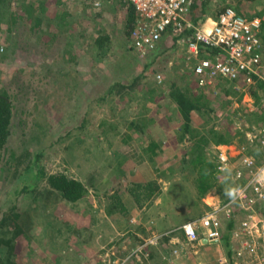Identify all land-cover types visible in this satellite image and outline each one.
<instances>
[{
	"label": "rangeland",
	"instance_id": "1",
	"mask_svg": "<svg viewBox=\"0 0 264 264\" xmlns=\"http://www.w3.org/2000/svg\"><path fill=\"white\" fill-rule=\"evenodd\" d=\"M62 1V7L66 4L70 12L68 17L73 20V26L64 32L55 30L52 43L46 45L34 37L28 39L35 33L29 35L25 15L19 17L21 21L17 22L15 33H0V87L8 90L18 107L8 142L15 158L8 159V164L3 161L4 171L0 172V207L7 208L13 202L7 191L11 188L8 176L14 159L21 158V151L41 152L47 173L62 172L74 177L84 184L87 192L75 203L43 194L47 201L39 202L44 207L33 215L35 227H39L36 246L30 250L22 242L20 250L27 264H135V250H141L149 237L173 229L185 219H196L199 212L209 213V207L216 209L230 195V192L223 194L224 186L217 183L197 198L196 170L180 171V150L185 149L189 139L177 141L181 117L167 96L170 83L203 92L215 111L213 123L217 128H222L228 120L231 122L229 129L236 134L233 141L216 146L209 144L205 149L212 162L213 156L223 151L234 156L225 165L229 172L240 162L237 150L243 135L253 132L256 123L264 121V114L254 112L260 100L248 92L229 93L227 88L231 85L226 79L200 85L192 70L194 59L188 58L190 54L181 37L164 35L156 50L137 52L127 34L126 0H100L98 8L85 4L78 7L76 0ZM195 1L199 7L193 9L194 14H202L198 20L214 16L223 6H228L246 17L262 11L263 16H258L262 26L264 0ZM11 7V11L20 14L15 1ZM97 27L109 39L108 47L101 51L91 43ZM261 30L264 33V25ZM66 41L72 42L69 47L72 56L65 53L63 58L60 48ZM56 64L61 66L62 73L50 78L48 66L53 70ZM116 83L129 88H125L129 92L125 91L122 99L109 92ZM147 120L150 121L147 129L137 133L135 122ZM200 122L199 117H194L192 125L197 127ZM172 139L178 143L173 150ZM151 141H158L160 145L154 149L152 161L143 152ZM8 157L6 154L5 158ZM118 160L122 175L115 167ZM179 175L184 179L181 186L171 188L170 181L179 179ZM150 180L157 183L160 192L138 208L134 183ZM41 185L49 189L46 182ZM15 200L22 206V194ZM43 209L46 213H41ZM242 216H235V226ZM221 217L223 232L230 237L233 227L228 228V219ZM139 227L145 231L150 229L149 236L142 239ZM260 243L253 256L233 250L231 264H264V242Z\"/></svg>",
	"mask_w": 264,
	"mask_h": 264
},
{
	"label": "trees",
	"instance_id": "2",
	"mask_svg": "<svg viewBox=\"0 0 264 264\" xmlns=\"http://www.w3.org/2000/svg\"><path fill=\"white\" fill-rule=\"evenodd\" d=\"M13 1L17 3V8L21 9L19 11L20 14L15 12V10L11 11V3ZM95 1L96 0H76L75 2L78 7H84L85 4L92 8H98L99 5H95ZM246 1L251 2L253 0ZM62 2V0H0V33H15L17 22L19 23L21 21L19 17L25 15L24 24H27V26L25 27L28 29L30 33L29 35H31L32 32L35 33L33 36L28 37V39L34 37V39H39L44 44L48 45L49 42L52 43L56 38V33L52 34L55 30L64 32L65 29H72L73 26L71 25L73 20H69L68 17V14H70V12L68 11L67 6L65 7L66 4L62 7ZM126 3L128 5V10L126 12V26L129 27L127 34L131 39V31L134 26L133 24H135L137 14L134 10V7L130 3H128L127 0ZM68 7H70V3L68 4ZM197 7H199V5H197V1L192 0L190 12H193V21L195 23H200L201 20H198V18L202 14H194L193 10ZM227 7L228 6H223L212 17H216ZM251 15L261 17L263 16V12L256 11L251 13ZM263 25L264 19L262 20L261 27H263ZM98 27L95 31L96 37H93L91 43L94 44L97 50L101 51L108 47L107 42L109 39L105 33H102L101 29H98ZM71 34H73V31H71ZM187 34L188 33H186L184 36H186ZM259 35L264 38V33H262V30L260 31ZM7 37L8 35H6V39ZM177 37L178 36H174V38ZM69 47H72L71 41H66L63 47L60 48V51L63 49V58L65 53L72 56V53L70 52L72 48L69 49ZM200 47L204 48V46L202 45ZM213 51L214 50H212L211 48L205 49V53L208 55L210 54V52L213 53ZM42 64L40 65L41 67ZM53 65L54 64L50 65V67H52ZM56 66L57 67L53 70H49L51 68L48 66V75H51L50 78L55 77L56 74L61 75V66L59 64H56ZM262 83V81L255 79V82L247 88L248 93L254 98L259 99V97L257 96V91L262 87ZM133 85H130L131 88L133 87ZM125 88H127V85L116 83L111 86L109 92L116 94L118 98L122 99L124 97V92L126 91ZM227 89H229L230 91H228ZM227 89L226 91H228L229 93L235 92L231 90V87H228ZM167 96L170 100L173 101L181 117V124L178 126L177 137L179 138H177V141H183L185 137L189 139V143L188 145H186L185 149L180 150V153L182 155L180 171H188L192 173V170H196L195 181L196 189L198 192L197 198L205 195L209 190L215 188L217 183L223 185V194L226 195L227 192H230V195L227 194V196L223 198L219 204V206L223 205L232 197L235 183L234 180L229 176V173L227 171L218 169L217 155H212L213 157H215L213 158L212 162L209 160L210 157L209 155L207 156L205 149L209 144H213L216 146L231 143L233 141L232 137L234 138L236 134L229 129L232 126L231 122L228 120L227 123L221 126L222 128H217L213 123L216 118V116L214 115L215 111L210 106L208 99L205 97L203 92L196 93V91L194 92L190 86H180L176 82H171L168 86ZM17 109L18 107H16L13 103L12 95L8 92V90L0 87V172L4 171L3 164H8V159H12L14 157L15 151L8 146V142L12 131L13 119L16 112H18ZM192 112H194V114H192ZM254 112L264 114V112L261 110L260 105L256 109H254ZM259 114L257 113V116ZM194 117H199L201 121L199 123V126L197 127L192 125V120ZM148 120L145 122H135V131L137 133H143L147 129V124L150 121L151 124L154 123V119H151L150 121ZM158 124H160V122ZM256 125L258 127H262L264 126V121L262 123L257 122ZM241 138L242 136L239 139ZM242 139L240 140L242 142V145H240V147H244L247 152H250L256 157L262 155V151L260 150V142H257L255 140L253 143H249L244 135ZM177 144L178 143H176V140L172 139L171 150H173V148H177ZM252 146L254 147L250 151ZM158 147H160L158 141H151L143 148V152H145L148 158L152 161L151 155L155 153L154 149ZM21 152V158H18L17 160L14 159L12 172L8 176L11 183V188L8 189L7 195L13 202L11 203V206L7 208L0 207V264H27L25 255H21L20 250L23 248L22 242H26L30 247V250L36 246V242L39 238V231H37L39 227H35L36 223L34 222L35 219L33 218V215L36 211L40 212L39 210L41 209V207H44V205H39V202H41L42 200L47 201V198H44L43 196L44 193H47V195H49L48 197H58L70 203H75L76 201L83 199L87 192V188L84 186V184L76 180L74 177H69L67 174L62 172L47 173L44 170V163L41 162V152H37L36 154H33L30 151ZM6 154H9V157L7 159L5 158ZM239 157L241 156L239 155ZM140 160L142 159L140 158L138 161ZM236 160H238V158ZM35 164H38V167H36ZM115 164V167L120 171L119 174L122 175L124 172L120 167V161L118 160V163L116 162ZM33 166L37 169H32ZM164 175L166 174L164 173ZM5 177L6 175H4L3 178ZM167 177L171 178V175L167 174ZM182 179V176H180V178L177 180H171V188H179L181 186ZM44 182L48 184L49 189L42 187L41 183ZM134 184L135 204L138 208L142 206L143 202L147 200L152 201V199H154L160 192L158 191L159 188L157 187V183L154 180L146 181L145 183L135 182ZM40 186L44 191L40 189ZM19 194H22V206L17 205V203L14 202L16 201L15 197L19 196ZM4 203L5 202H3V204ZM29 210L33 212H30ZM209 210L212 211V208L209 207ZM41 213H46L45 209L41 210ZM238 214H242V212L234 211L229 220H227L228 228L231 229L233 227L232 230L234 229L236 222L235 216ZM199 215H202L201 212L197 213L198 217H200ZM190 220L185 219L182 222L180 221L179 223H176L175 226L178 225L177 227H174L168 232L163 231L159 234L160 239L164 242V240L167 239L170 235L183 236L178 227L182 223ZM139 232L143 233L144 237L149 236L148 231H145L144 229H142V227H139ZM226 235L228 234H225V236ZM222 236L224 235H222L221 233V238ZM145 246L147 247V245ZM146 247H144V249ZM145 251H147V248ZM131 257L133 258V256ZM33 263L38 264L35 262Z\"/></svg>",
	"mask_w": 264,
	"mask_h": 264
},
{
	"label": "built area",
	"instance_id": "3",
	"mask_svg": "<svg viewBox=\"0 0 264 264\" xmlns=\"http://www.w3.org/2000/svg\"><path fill=\"white\" fill-rule=\"evenodd\" d=\"M127 2L137 14L130 39L137 52L156 50L164 35L181 37L187 45L188 58L194 59L192 70L200 85H211L222 78L229 81L233 91L243 93L255 79L260 80L263 83L257 94L264 112V40L259 37L258 16L246 17L227 7L216 17L195 23L190 16L192 0ZM100 4V0L95 1V5ZM209 48L214 51L208 55L205 49ZM245 137L249 143L260 142L262 155L256 157L240 147V162L229 172L225 165L234 156L226 151L218 154V169L227 171L235 183L232 197L209 213L182 223L178 229L187 242H220L221 216L229 220L234 211L243 215L231 231L238 245L233 249L235 253L256 255L259 242H264V126L254 127ZM159 239L160 235H155L143 245L155 244Z\"/></svg>",
	"mask_w": 264,
	"mask_h": 264
},
{
	"label": "crops",
	"instance_id": "4",
	"mask_svg": "<svg viewBox=\"0 0 264 264\" xmlns=\"http://www.w3.org/2000/svg\"><path fill=\"white\" fill-rule=\"evenodd\" d=\"M226 223L224 224V228ZM150 232V229H147ZM171 229H167L168 232ZM141 233V232H140ZM222 238L220 242L210 243L204 240L201 242H187L181 235H170L164 242L153 246L154 244H147V251L144 247L135 250V264H231L234 258L233 249L238 246L236 242L232 241V236L226 235L223 228L221 229ZM143 234V233H141ZM159 235V234H158ZM152 235L148 239L153 238ZM145 238L144 236L142 239ZM232 240H231V239ZM147 239V240H148ZM229 240L230 243H229ZM142 241V240H141ZM152 245V246H148ZM157 246V247H156ZM137 247H135L136 249ZM144 249V250H143ZM234 253V252H233Z\"/></svg>",
	"mask_w": 264,
	"mask_h": 264
}]
</instances>
